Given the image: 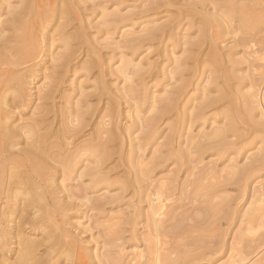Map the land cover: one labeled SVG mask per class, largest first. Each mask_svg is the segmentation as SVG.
<instances>
[{"label": "bare ground", "instance_id": "6f19581e", "mask_svg": "<svg viewBox=\"0 0 264 264\" xmlns=\"http://www.w3.org/2000/svg\"><path fill=\"white\" fill-rule=\"evenodd\" d=\"M71 1L60 0L58 8L53 1L42 11L43 0H0V199L5 197L6 201L1 212L5 218L0 227V252L14 251L16 254L13 261L4 264H55L62 255L69 260L67 264L83 263L82 239L67 221V211L74 209V203L64 200L51 186L53 177L58 173L63 180L68 179L77 171V163L92 162L93 152L97 165L91 179L97 186L108 180L113 169L102 171L104 161L111 154V143L123 144L122 130L113 121L106 128H97L95 142L92 137L77 140L83 118L81 108L87 104L82 98L64 105L61 110L56 107L54 99L60 93L63 77L70 70L71 57L76 55L71 56L72 40L83 45L86 38L82 24L70 36L63 32L66 14L73 8ZM116 1L121 3L123 0ZM158 1L162 6L170 4L169 0ZM203 1L198 0V4L187 10H179L178 19L166 24H152L123 41L134 53L138 52L136 57L141 53L146 56L151 43L155 40L158 44L164 43L166 38H172V48L180 52L168 59V64H163L165 73L173 81L166 83L157 95L143 89L138 98L131 97L134 106L129 108L135 110L132 119L139 118L136 129L140 133L130 137L127 155L141 153L147 144L155 142L154 132L172 112L178 126L174 130L168 129L164 142L175 143L177 150L182 151L175 160L178 166L168 170L170 184L166 185V179L161 178L160 184L164 188L176 191L165 212L155 215L161 201L154 182H146L135 191L139 201H145L147 211L154 216L147 220V225L151 226L148 234L152 235L148 256L131 264H195L199 261L204 264H264V183L251 179L252 174L264 169V155L260 152L241 165L228 163L229 154L226 163L216 164L213 159L202 162L204 152L214 150L218 155L226 152L246 139L242 138L245 134L253 143H264V0ZM209 10L212 17L201 15L198 34L191 38L186 24L191 27L196 20L188 16ZM120 14L115 16L120 17ZM60 15L64 17L58 25L64 49L56 53L58 63L52 67L48 83L45 82L46 89H35L36 92L33 89L32 92L29 84L43 52L39 36L45 29L44 22ZM176 30L182 38H176L179 34ZM219 39L222 40L218 43ZM89 49L92 53V48ZM141 60H138L140 64ZM132 66L129 61H123L116 70L133 84L134 75L140 73L143 80L144 72ZM44 68L43 73L49 72H44ZM190 73L205 80L203 85L196 83L194 90L199 93L190 94L186 90L191 83L184 76ZM157 75L152 72L149 77L153 79ZM157 86L159 84L153 87ZM128 88L134 91L135 85ZM141 98L149 100L146 116L139 115L136 105ZM35 99L42 101L36 102L38 105L33 106L29 118H23V110L30 109ZM115 102L111 107H105L102 118L105 115L114 117L118 105ZM49 116L52 121L48 120ZM57 121L58 126L51 128ZM194 124L199 127L195 133L192 131ZM240 125H243L244 133ZM133 133L135 131L130 135ZM25 140V146H20ZM157 150L153 149L152 154ZM161 159L155 155L152 163L147 164L159 163ZM227 168L231 169L229 173ZM180 170L182 180L175 183ZM229 189H235L237 194H229ZM70 191L67 189V193ZM71 195L66 194L67 197ZM90 200L93 208L101 206V202H94L98 197ZM25 223L30 225L28 230L31 232L49 235L50 243L43 244L40 237L33 239L22 234L17 239L18 249H12V239L17 237L13 235L23 231ZM102 241V245L96 247L98 264H112L107 253L115 242ZM39 245L43 246L37 250ZM43 254L48 258L42 259ZM81 257L82 262L78 260Z\"/></svg>", "mask_w": 264, "mask_h": 264}, {"label": "rangeland", "instance_id": "374dc122", "mask_svg": "<svg viewBox=\"0 0 264 264\" xmlns=\"http://www.w3.org/2000/svg\"><path fill=\"white\" fill-rule=\"evenodd\" d=\"M12 1L15 2L17 0ZM53 1L54 5L58 8L60 6V0H43L44 5L41 6L40 10H47ZM169 2V6H162L161 1L158 0H123L121 3H118L116 0H72L71 7L73 8L67 13L68 15L66 14L65 18L67 19V24L65 25L63 32L70 36V34L82 24L81 26L84 25L83 30L85 31L84 34L86 35V38L83 41L84 43L82 42L83 45H81V43L78 44L72 38L73 50L71 56L74 54L76 55L71 57L70 70L67 71L66 75L63 77V82L60 86V93L57 95L58 97L56 96L54 99L56 101V107L61 110L64 108V105H71L75 99L77 101V99L82 98V101H86L87 104L84 106V109H82L83 107L81 108V110H83V118L82 123L79 125L81 130L77 135L78 141H83L92 137V141L95 142L97 140L95 137L96 130L98 132L100 128H106L113 122H116L121 128L122 131L120 136L123 141L122 145H120L119 142L111 143L113 146L109 150L111 154L106 161H104L102 171H105L110 167H113V169L109 172L108 180L98 184V187L94 185L91 179L95 172V166L97 165L94 161L95 154L93 152L92 162L85 160L77 163L75 166L77 171L71 173L68 179L63 180L58 173H55V176L53 177L54 182L51 186L57 189V192H59L58 194L65 198L64 200L74 203V209L72 207L67 211V221L71 224L70 228L72 230L76 228L79 237L82 239V248L80 250L83 251L84 258H79L78 260L80 262L84 260L83 263L86 261L87 264H98L99 257L96 247L101 246L103 243L102 240L104 239L114 240L115 242V244L112 245L111 250L107 253L112 259V264H131V262H136L137 259L144 260V257L148 256L147 253L149 251L150 239L152 238V235L148 234L151 226L150 224L147 225V220L154 216V214L147 211L145 201H139V196L136 195L135 191L139 186L146 182L151 181L155 183L157 192L160 193L161 201L160 207L157 208L155 215L165 212L167 204L171 202V198L173 199L175 197V190L172 188L166 189L160 184L161 178L164 180L166 179V185L170 184V174L168 170L171 168L174 169L178 166L175 160L182 154L180 149L177 150L175 143L167 144L164 142L166 139L164 135L166 133L168 134V129L170 128L174 130V128L178 126L175 118L176 115L173 112L166 117L165 123L154 132V137L156 138L155 142L153 141L152 143L150 142L147 144L145 146L146 148L144 147V151L141 153L138 152L132 155L127 154L130 146V137L140 133V130L136 129L140 123L139 118L136 116L135 120L132 119V116L135 115V110H133V107L129 108V106H134L133 101L136 97H139V93L143 89L146 93L154 92L155 95H157L166 83L174 80L165 73L164 66L168 64L166 62L168 59L171 60L174 54L179 55L180 52L177 48H172L171 44L173 43V39L166 38L164 43L158 44L157 40L151 43L148 49L149 52H147L146 56L144 55L145 53H141L136 57L138 52L134 53L132 47L123 42L124 38H128L135 32L138 33L152 24H166L170 20L178 19L179 10H187L188 8H192L195 4H198V0H169ZM203 2L206 1L204 0ZM113 13L114 15H112ZM108 14L112 20L108 18ZM119 14L121 15L120 17L115 16ZM209 14L210 10L206 12L202 11L201 13H194L188 16L193 20H196V23L191 27L188 23L186 24V27L189 28L188 33L191 38L198 34L197 28L199 27L198 23L201 15L206 18L212 17L209 16ZM121 17L124 18L120 20ZM57 18H54V20L51 18L47 23L44 22L45 32L43 30V34L39 36L43 47L42 51L44 53L41 52L42 56L38 61L39 66L33 71V81H31L33 86L31 84H29L30 86L28 85L32 92L33 89L34 92H36L35 89H46L45 82L48 83L50 74H52V67L56 66L58 63V54L56 53H59L64 49V44L62 45L63 42L61 41L62 34L58 30V25L63 21L64 17L60 15L57 16ZM175 33H179L176 38H182L179 30H176ZM51 34L53 35V38H51ZM221 40L222 39H219L217 42L219 43ZM221 45H223V43H221ZM90 47L92 48V53L90 52ZM49 53L55 54L50 55ZM139 58H142L140 61L141 64L138 61ZM53 61L56 62L54 63ZM123 61H129L130 65H133L132 67L142 71V73L144 72V79L141 80L139 73L134 75L133 78L135 79L133 84L131 83V80H126L123 74H120L119 71L116 70L117 67H120L123 64ZM149 62L151 63L149 64ZM43 68L44 72L46 70L49 72L43 73ZM152 72L158 73L153 79L149 77ZM44 76L45 78L43 79ZM184 78L191 83L186 88L190 94L199 93V90H194L196 88V83L198 84L202 82L201 85H203L205 82L202 77H196L195 73L187 74ZM176 83H180V81H177ZM156 84H159V86L153 87L154 85L156 86ZM131 85H135L134 91L129 90L128 87ZM132 96H134V100L131 98ZM144 99L145 98H141L136 103L139 115L141 116H146L148 114V112H145V108L149 100ZM41 101L42 100L35 99L30 109H24L23 118H29L34 110L33 106L35 107L38 105L37 103H41ZM44 101L46 103V100ZM115 101L118 102V105ZM112 102H115L117 105L114 117L109 118L105 115V117L102 118L105 107H111ZM50 103L51 102L49 101V104ZM87 107L89 108L88 110ZM48 118L49 121H52V117L49 116ZM207 123L208 122L204 124V127ZM58 124L59 121H57L56 124L52 123V127H50H57ZM196 124L192 127L193 133L199 128ZM239 127L244 133L245 131L242 128L243 125H240ZM133 131H135V133L130 135ZM182 138L183 137H181V139ZM242 138L246 139L239 140L240 142L235 145V147H229L226 152L222 151L223 153L219 155L215 153L214 150L204 152V159L202 162H205L208 159H213L216 164H220L226 160V155L229 154L228 158H231L228 163L231 164L238 162V164L241 165L242 163L250 161L254 155L256 156L258 153L260 154V152L264 155V143L259 141L258 143L251 142V137L247 134ZM25 142L26 140L21 142L20 146H25ZM160 143H163V145H160ZM259 147L261 150H258ZM157 148L158 150L152 154V150ZM155 155L161 157V161L152 165L147 164L152 163L151 159ZM246 156L249 158L247 159ZM224 163H226V161ZM183 168L184 167L182 166L181 169ZM227 169L228 170H225L229 173L231 169ZM224 171L222 173L226 174V171ZM182 177L183 174L180 170L176 176L175 183L180 179L182 180ZM251 179L257 183H264V169L252 174ZM262 186L264 187V185ZM67 189L71 190L70 193H67ZM66 194L72 195L67 197ZM229 194L235 195L237 194V191L235 189H229ZM110 195H113L114 198H107ZM94 197H98V200H95L94 202H101V206L98 209L93 208V204L90 200ZM86 198L88 201H85ZM5 205V197H2V199H0V213H3ZM90 206L91 208H89ZM2 213L0 214V227H3L4 225L5 216L2 215ZM23 225L22 229L23 231L25 230V232L19 231L17 235H13L17 237L12 239L13 243L10 245V247L12 246V249L17 247V242L22 234L26 237L30 236L29 238L33 239L40 237L39 240H41V243L43 242V244L50 243L51 237H49V235L44 236L43 234L31 232L28 230V227H30L28 223H25V225L29 226L25 227L24 225L23 227ZM45 238H49V241ZM42 246L39 245L40 248L38 247L39 249L37 248V250H40ZM13 252L14 251H8L7 253L0 252V257H2L0 258V264L13 261L16 257V254ZM142 254L144 256H140ZM42 256L43 257L41 258L44 259L45 255L43 254ZM46 258L48 257L46 256ZM73 259L77 261L75 256H73ZM59 260L55 264H67L69 262L64 255H62ZM195 264H204V262L199 261Z\"/></svg>", "mask_w": 264, "mask_h": 264}]
</instances>
